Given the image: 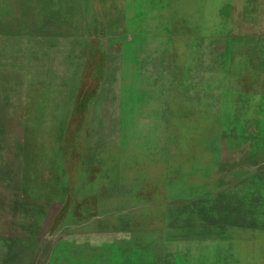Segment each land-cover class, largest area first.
<instances>
[{
	"label": "rangeland",
	"instance_id": "obj_1",
	"mask_svg": "<svg viewBox=\"0 0 264 264\" xmlns=\"http://www.w3.org/2000/svg\"><path fill=\"white\" fill-rule=\"evenodd\" d=\"M0 264H264V0H0Z\"/></svg>",
	"mask_w": 264,
	"mask_h": 264
}]
</instances>
